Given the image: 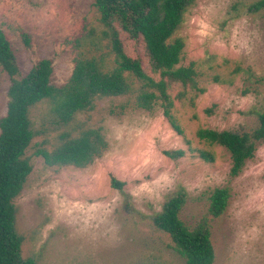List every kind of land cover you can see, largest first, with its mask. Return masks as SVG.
I'll use <instances>...</instances> for the list:
<instances>
[{"label": "rangeland", "instance_id": "374dc122", "mask_svg": "<svg viewBox=\"0 0 264 264\" xmlns=\"http://www.w3.org/2000/svg\"><path fill=\"white\" fill-rule=\"evenodd\" d=\"M256 1L196 0L186 13L175 37L185 43L182 64L196 63L204 92L176 103L184 136L160 107L152 112L137 108L135 95L99 100L94 111L62 128L51 124L48 104L33 109L34 128L44 133L27 153L33 172L14 201L25 259L38 264H185L170 237L151 220L182 185L188 201L181 217L190 228L209 219L215 264H264V143L233 178L230 153L197 137L201 128L249 132L264 112V11L249 12ZM0 28L22 74L39 60H54L56 86L72 75L77 39H85L80 47L106 55L109 63L113 59L94 0H0ZM10 83L0 68V118L6 115ZM88 128H101L108 143L91 165L48 167L34 155L39 145L53 149L61 133ZM175 150L185 156L173 160L164 154ZM112 178L125 183L132 211L125 207L124 194L112 187ZM216 188L231 194L219 218L208 214Z\"/></svg>", "mask_w": 264, "mask_h": 264}, {"label": "trees", "instance_id": "16d2710c", "mask_svg": "<svg viewBox=\"0 0 264 264\" xmlns=\"http://www.w3.org/2000/svg\"><path fill=\"white\" fill-rule=\"evenodd\" d=\"M195 2L94 0L112 62L109 63L104 54L80 47L85 39H77L79 50L74 57L72 75L60 86L52 81L54 60L51 58L37 61L27 74H22L12 45L0 28V68L11 82L6 115L0 118V264H38L32 258L23 257V237L17 230L14 204L33 172L27 153L36 137L44 133L34 128V108L48 104L51 124L62 128L73 124L78 115L94 111L99 100L135 95L137 108L152 112L160 107L173 129L184 136L174 114L176 103L185 101L192 92L203 93L204 90L199 87L196 63L182 64L185 43L175 36ZM262 11L264 0L249 7L252 14ZM24 40L31 47L27 34ZM197 137L230 153V175L236 178L264 143V112L259 113L258 125L249 132L201 128ZM57 142L53 149L39 145L34 153L48 167L84 168L108 149L101 128L65 131L59 134ZM164 154L173 160L185 156L183 150ZM111 185L124 194L125 207L132 211L131 196L124 192L125 183L112 178ZM230 198L228 188H216L210 196L208 214L213 218L221 217ZM187 201L188 192L180 185L162 210L151 217L153 226L170 237L185 264H215L211 223L204 218L194 228L188 227L181 217Z\"/></svg>", "mask_w": 264, "mask_h": 264}]
</instances>
